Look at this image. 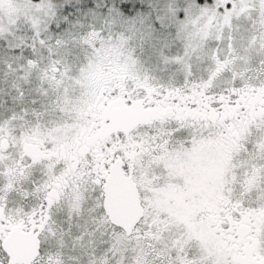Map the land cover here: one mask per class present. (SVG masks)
<instances>
[{"label": "snow or ice", "instance_id": "snow-or-ice-1", "mask_svg": "<svg viewBox=\"0 0 264 264\" xmlns=\"http://www.w3.org/2000/svg\"><path fill=\"white\" fill-rule=\"evenodd\" d=\"M0 264H264V0H0Z\"/></svg>", "mask_w": 264, "mask_h": 264}]
</instances>
